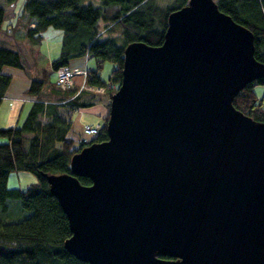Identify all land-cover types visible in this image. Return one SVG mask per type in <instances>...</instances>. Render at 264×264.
I'll use <instances>...</instances> for the list:
<instances>
[{
    "label": "water",
    "instance_id": "1",
    "mask_svg": "<svg viewBox=\"0 0 264 264\" xmlns=\"http://www.w3.org/2000/svg\"><path fill=\"white\" fill-rule=\"evenodd\" d=\"M263 76L252 31L215 0L172 10L158 45L129 42L108 138L47 177L64 247L90 264H264V121L233 104Z\"/></svg>",
    "mask_w": 264,
    "mask_h": 264
},
{
    "label": "trees",
    "instance_id": "2",
    "mask_svg": "<svg viewBox=\"0 0 264 264\" xmlns=\"http://www.w3.org/2000/svg\"><path fill=\"white\" fill-rule=\"evenodd\" d=\"M84 1L25 0L11 31L10 24L4 28L6 8L0 4V102L12 79L4 67L28 70L24 55L12 41L18 42L24 36L30 44L37 45L49 26L63 34L58 56L39 75L30 76L28 92L36 99L21 124L0 126L3 138L0 142V264H90L64 247V240L71 235L69 222L58 199L50 192L47 177L53 173H71L70 158L76 151L108 138L109 102L121 81L126 45L136 40L152 45L162 43L169 13L188 0ZM215 2L220 10L252 31L254 56L264 62V0ZM4 29L9 36L2 35ZM77 57L94 58L95 65L85 68V84L103 86L107 96L106 113L98 133L79 141L68 135L74 112L94 104L100 93L74 83L69 87L58 83L57 69L68 66ZM106 59L112 63L108 81L100 75L101 63ZM257 83L264 84V76L246 83L234 96L233 104L255 120L264 121L262 102H256ZM12 170H29L36 180L23 189L10 188L7 180ZM77 177L82 184L91 183L87 176ZM12 199H20V205L29 213L21 219L7 221L2 215L8 211V200Z\"/></svg>",
    "mask_w": 264,
    "mask_h": 264
},
{
    "label": "crops",
    "instance_id": "3",
    "mask_svg": "<svg viewBox=\"0 0 264 264\" xmlns=\"http://www.w3.org/2000/svg\"><path fill=\"white\" fill-rule=\"evenodd\" d=\"M14 23L15 22L8 21L4 25L10 24L8 30L11 31V27L14 26ZM45 31L44 33L46 34L44 35V33H42V38L37 45L30 44L24 36H21V39L17 42L19 44L18 49L24 55L28 70L25 71L17 67H14L15 69L6 67L5 72L11 74L12 79L0 102V110L5 116L4 123H1L2 125L0 126L20 124L27 114L32 102L36 99L32 93L28 92L30 76L39 75L42 68L49 67L50 62L59 54L63 35L62 31L60 29H48V27ZM90 66L93 67L86 57H77L70 60L68 67L74 72L73 82L75 85L80 88L92 90L87 88V84H85V68ZM16 77L19 79L17 83L15 82ZM13 85L19 90L13 89ZM95 92L100 93V95L94 104L81 107L74 112L73 118L77 113L83 126L86 123L95 124L100 122L106 113V94L103 91Z\"/></svg>",
    "mask_w": 264,
    "mask_h": 264
},
{
    "label": "rangeland",
    "instance_id": "4",
    "mask_svg": "<svg viewBox=\"0 0 264 264\" xmlns=\"http://www.w3.org/2000/svg\"><path fill=\"white\" fill-rule=\"evenodd\" d=\"M24 1L25 0H14V1L8 3L6 0H0V4L4 5L6 8V16L4 19V24L8 21L16 22L17 15H20L22 13ZM89 1H91V0H85L84 3L89 2ZM170 1L171 0H158V2H161V3H168ZM4 27H7V25H4ZM48 29L59 30L58 28H55L53 26H49ZM44 32H46V31L44 30L43 33ZM45 34L46 33H44V35ZM2 35L5 37L9 36V34L5 32V29L3 30ZM18 40H19V37H18ZM8 42H10V41H8ZM12 43L19 46V44L16 41H12ZM10 45H12V44H10ZM15 45H12V46L17 47ZM88 60H89L91 65H93V66L95 65L93 57H89ZM6 67L15 69L14 67H11V66L10 67L5 66L4 67L5 71H6ZM111 68H112V63L109 59H106L101 63L100 75H101V78L103 80L108 81ZM18 81H19V79L16 77L15 82L17 83ZM12 88L16 89L17 91L19 90L17 87H15V85H13ZM254 89H255V92L257 94L256 102L261 101L262 105L264 107V84L263 83H257L255 85ZM25 116H24V118H25ZM4 120H5V116L2 113V111L0 110V125H2L1 123H4ZM21 122H20V124H21ZM68 135L70 137H72L75 141H79L81 139L88 140L94 136V134H86L84 132L83 123L81 122V119H80L79 115H77V113L73 118L71 129H70ZM1 141H3V138L0 136V142ZM35 180H36V175L29 170H12L8 176L7 185L10 188L16 187V188H22L23 189L29 183H31ZM8 203H9L8 211L2 215V217L7 221L21 219L29 213V211L22 208V206L20 205V199L8 200ZM14 205H17V206H14Z\"/></svg>",
    "mask_w": 264,
    "mask_h": 264
},
{
    "label": "built area",
    "instance_id": "5",
    "mask_svg": "<svg viewBox=\"0 0 264 264\" xmlns=\"http://www.w3.org/2000/svg\"><path fill=\"white\" fill-rule=\"evenodd\" d=\"M73 73L74 72L67 66H62L56 71V79L61 86L69 87L73 83V79H72ZM86 87L89 89L95 90V91L104 90L103 86L87 85ZM100 127H101L100 122L95 123V124L86 123L83 126V130L86 134H97Z\"/></svg>",
    "mask_w": 264,
    "mask_h": 264
}]
</instances>
